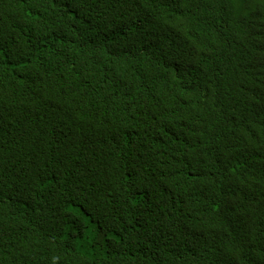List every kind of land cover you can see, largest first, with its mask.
<instances>
[{"label": "trees", "instance_id": "trees-1", "mask_svg": "<svg viewBox=\"0 0 264 264\" xmlns=\"http://www.w3.org/2000/svg\"><path fill=\"white\" fill-rule=\"evenodd\" d=\"M0 264H264V0H0Z\"/></svg>", "mask_w": 264, "mask_h": 264}, {"label": "rangeland", "instance_id": "rangeland-1", "mask_svg": "<svg viewBox=\"0 0 264 264\" xmlns=\"http://www.w3.org/2000/svg\"><path fill=\"white\" fill-rule=\"evenodd\" d=\"M86 219V229L77 241L79 249L85 254L92 256L102 254L103 251L100 249V238L101 234L97 232V227L94 220Z\"/></svg>", "mask_w": 264, "mask_h": 264}]
</instances>
